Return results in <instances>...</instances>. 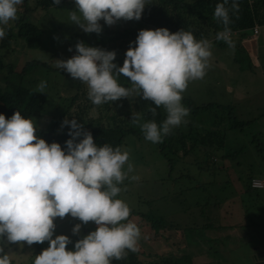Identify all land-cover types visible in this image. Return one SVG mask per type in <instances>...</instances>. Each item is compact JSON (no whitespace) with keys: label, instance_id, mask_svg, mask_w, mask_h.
I'll list each match as a JSON object with an SVG mask.
<instances>
[{"label":"clouds","instance_id":"clouds-1","mask_svg":"<svg viewBox=\"0 0 264 264\" xmlns=\"http://www.w3.org/2000/svg\"><path fill=\"white\" fill-rule=\"evenodd\" d=\"M22 2L0 0V39L6 35L2 26L16 19ZM60 2L52 0L53 5ZM72 4L74 7L67 10L68 24L85 34H99L101 20L105 26L117 20H139L146 0H72ZM230 11H239L238 0H221L213 11L223 25L216 38L229 48ZM73 48L70 58L55 59V67L86 84L93 106L139 97L151 102L148 111L153 116L156 108H163L165 117L159 124L154 119L139 124L144 139L152 143H159L185 122L189 109L181 103V93L188 82L205 75L211 55L207 39L197 40L182 29L170 33L163 27L138 30L119 66L112 50L83 41L67 50ZM118 76L127 78L130 86L119 83ZM38 87L43 90L45 82L40 81ZM138 117V113L130 114L133 123H138ZM65 125L68 138L61 147L37 135L32 117L19 111L7 119L0 114V264H12L13 253L4 248L12 243L19 247L20 242H47L46 248L32 256L31 264H111L128 251H137L140 229L129 219L127 203L117 198L123 180L137 179L128 175L133 170L128 151L95 143L75 118L63 119L60 127ZM66 214L80 222L72 226L73 235L79 233L81 224L95 225L72 243L71 250H66L68 236L53 237V219Z\"/></svg>","mask_w":264,"mask_h":264},{"label":"rangeland","instance_id":"rangeland-1","mask_svg":"<svg viewBox=\"0 0 264 264\" xmlns=\"http://www.w3.org/2000/svg\"><path fill=\"white\" fill-rule=\"evenodd\" d=\"M35 1L23 0L18 6L16 19L2 26L5 31L10 28L12 36L8 45L0 48V63L6 67L10 66L17 73L29 61L47 63L50 68L57 69L55 59L70 58L74 54V48L72 51L67 49L77 41L103 49L109 43L104 30L121 32V27L125 29L124 31L129 29L136 33L140 30L138 28L140 25L135 21L117 20L112 25L105 26L101 20L99 23L103 27L99 34H85L75 25L68 24L67 10H71L73 4L66 2L40 9L34 8ZM27 9L29 12L25 14ZM24 14L28 22L41 30L38 45L34 48H27L25 39L19 38L16 34L15 25ZM258 31L261 45L256 50L260 54L261 63L264 64V25H258ZM247 33L245 35H248ZM244 37L246 38V36L239 37V41L245 39ZM234 40L236 39L231 38L232 43ZM129 41L134 39L130 38ZM119 49L121 50V45ZM245 49L248 50V47L246 46ZM234 54L238 64L232 63L233 56L231 59H226L222 64L227 73L220 75L228 78V84L236 89L238 95L234 94L233 101L231 96L230 98L217 96L218 85L208 83L212 81L209 76V69L213 65L211 60L215 58L221 62L226 55L225 52L219 53L212 45L205 75L201 79L188 82L181 93L182 99H188L196 106L211 105L215 102L213 98H218L219 102L216 104L220 105L230 104L233 107L235 102L237 103L228 114L227 111L208 109L205 114L201 111L195 117H192L188 111V115L184 118L185 122L199 125L201 128L204 122L207 124L211 122L216 127L213 128V135L214 131L216 134L211 141L213 144L217 141L223 143L221 148L213 145L215 148L211 153L216 163H211L214 159L210 160V157L203 159L195 149L183 162L175 158L173 168L169 170L166 159L159 153L157 146L142 138L140 129L134 127L138 136L136 133H124L122 136L119 146L128 151V160L133 165V170L128 175L136 176L137 179L123 180L117 198L127 203L130 208L129 219H132L140 229L138 248L135 252L137 259L142 263L153 259L159 249L165 247L170 251L167 253H173L178 257L180 264H225L227 260L233 264H252L244 258L245 253L251 248L254 250L255 245L264 247V190H261L262 196H260L263 199L254 198L252 204L248 203L247 199L250 197L245 194L246 180L249 176L264 179V89L258 87L261 88V93L252 94L254 86L251 80L254 74L248 64L254 63L253 56L241 52L239 47H234ZM6 73V69L0 68V90L5 87ZM42 80L45 82L43 90L38 87ZM10 81L14 85L19 84L31 91L46 95L47 103L42 114L33 117L37 129L49 131L55 121L62 120V115L69 109L70 94L73 95L78 91L75 104L79 103L80 108L84 104L91 103L86 95V84L81 82L78 85L77 80L52 72L48 68L33 67L27 76L22 78L14 76ZM63 83L68 87L67 91L61 90ZM81 92L85 93L84 96ZM115 104L116 101L113 105ZM84 111L89 114L88 118H93V126L98 125L99 109L95 107ZM81 112L82 109L73 107L68 114L75 118V114L81 116L80 114H83ZM228 115L234 117L237 122L250 121V123L241 130L230 129L228 124L231 119L228 120ZM85 116L88 115L82 116L83 128H86L87 124ZM205 142V145H208V139H205ZM197 146L201 147L200 139ZM226 154H231L233 158ZM199 158L202 159L200 161L202 164L208 159L203 168L210 171V174H205V181L204 170L197 169L196 161ZM256 195H258L257 191L252 194L254 197H257ZM164 204H168V212L158 210ZM162 208L166 209V206ZM68 218L66 214L61 218L62 220L53 219L55 225L53 237L58 234L68 236L70 243L66 245V250H71L73 242L95 227L92 228L94 226L92 222L81 224L79 233L73 235L70 231L72 226L80 222L78 219ZM63 219L66 221L64 222ZM154 232L160 235L163 245H158ZM211 237L218 238L211 244L207 243L205 238ZM221 237L228 240L222 248L218 242H215ZM46 247V241L32 245L20 242L19 247L16 243L7 244L4 251L13 253L12 264H31L32 256Z\"/></svg>","mask_w":264,"mask_h":264},{"label":"trees","instance_id":"trees-1","mask_svg":"<svg viewBox=\"0 0 264 264\" xmlns=\"http://www.w3.org/2000/svg\"><path fill=\"white\" fill-rule=\"evenodd\" d=\"M66 2L72 4V0H61V2L57 5ZM218 2H221V0H146V6L142 10L141 17L136 21L152 26L155 29L159 27L166 28L170 33L179 29L190 31L197 40L211 38L217 42L220 39H217L216 36L223 29V25L220 23V21L213 16L214 7ZM238 2L239 11L236 14H233L231 11L229 12L230 23L228 27L230 31L243 32L244 35L242 36H245V34L255 25H264V0H238ZM57 5H53L52 0H36L34 8L47 9ZM28 12L29 9L25 10V14ZM25 14L21 16V19L18 20L17 24L15 25V28L17 29L16 34L19 38L25 39L27 48H34L38 45L41 30L28 22ZM102 27L103 25L101 24V28ZM124 30L121 32H111V30L103 31L109 42L107 46L103 47V49L112 50L115 52L114 61L117 60V57L120 58L121 55L119 52V40L121 38H125L127 40H130V38L135 39L136 36V34L133 32ZM11 36L12 33L10 28H7L6 35L0 41V48H4L8 45ZM133 46L135 45L133 44ZM70 55H72V53H70ZM33 67L48 68L52 72H58L61 75L68 76V74L63 70L52 69L47 65V63H42L39 61H29L25 63L18 73L15 72L10 66L6 67L0 63V68L6 69L7 71L6 76L4 77L5 87L3 90H0V114H3L6 119L10 117L14 111H19L22 116L32 118L42 114L47 103L46 95L31 91L20 86L19 84L14 85L10 81L14 76L20 78L27 76ZM77 82L78 85L81 83L79 80H77ZM127 84H129L128 81L124 83L123 86H127ZM67 89L68 87L65 86V83L61 84L62 91H67ZM77 92L73 95L70 94L71 102L68 105L69 109H67V112L62 115V120L72 118L68 112H70L73 107L76 109H82L81 113L88 115L85 116L87 124L86 128L84 129L91 133L95 143H107L110 146L116 147L119 146L124 133H136L129 129L122 130L119 127L105 128L98 125L93 126V118H88L89 114L84 110H92L93 108L97 107V109H99L98 117H100L98 119L100 120L101 117L104 116V113L110 112L114 108V102H107L97 106H93L91 103L84 104L80 108L79 103L75 104L77 100L76 97L78 95ZM81 94L84 96L85 93L81 92ZM150 103V101H147V108L144 113V118L146 121L154 119L157 124H159V122L165 117L164 110L162 107L156 108V114L153 116L148 111V108L152 106ZM181 103L186 105L192 117L197 116L199 113H201V111H204L205 114L206 110L211 109V105L196 106L188 99H182ZM217 109L227 111V114L229 111H231V109L227 110L222 109L221 107H217ZM83 114H80L81 116L75 114V119L80 123L84 121L82 117ZM228 120H230L228 124V128L230 127V129L241 130L242 127H245V125L250 123V121L237 122V120L234 119V117L232 118L230 115H228ZM61 121H55L51 130L49 131L37 129V135L46 142H57L61 144V147H63V141L68 137L65 134L67 131V126L65 125L64 128H60ZM210 126L215 127L212 125ZM193 127L195 129H192ZM200 128L201 127H199V125H191L187 121L174 128L170 134L163 136L159 143H154L157 146L159 153L166 159L169 170L173 168V160L175 158L181 159L183 157H187L188 155H191L192 151L195 149H197L196 151H198L199 156H203V159L205 157H210V160L215 159L211 153L212 150L215 147L221 148L223 144L222 141H217L216 144H213L211 141V138L216 134L214 131L213 135V130L216 127L213 129L209 128L208 126H204L201 128V130ZM142 138L144 137L142 136ZM199 139L201 141V147L197 146ZM205 139H208V145H205ZM188 141L190 144H188ZM213 145L216 146L213 147ZM226 156L233 158L231 154H226ZM207 161L208 159L206 160L205 164H207ZM211 163H214V161L212 160ZM205 164L200 163V165H197L204 167ZM252 178L256 177L249 176L246 180L245 192L248 195H252L256 191H259L253 190L249 187V183ZM136 254V252L133 253L128 251L126 256L120 260H112L111 264H180V260L178 257L173 255V253H167L165 255L155 257L153 259L147 260L146 263L139 261Z\"/></svg>","mask_w":264,"mask_h":264},{"label":"crops","instance_id":"crops-1","mask_svg":"<svg viewBox=\"0 0 264 264\" xmlns=\"http://www.w3.org/2000/svg\"><path fill=\"white\" fill-rule=\"evenodd\" d=\"M128 21L138 22L136 20H128ZM137 24L140 25L138 27L139 29H153V30L155 29L154 27L149 26V25H145V24H143L141 22H138ZM121 30H124V28L121 27ZM128 31H130V30L128 29ZM130 32H133L134 34H136V32L133 31V30L130 31ZM244 33H246V32H244ZM247 34L248 35H245L246 38L244 37L245 39H242V41H239V37L244 35L243 32H238L237 31L235 34L230 35L231 38H235L236 39L232 43V47L231 48H229L227 44H224L223 43L224 41L222 39H220L217 42L213 41L211 38L208 39L210 44L212 46H214V48L217 49L219 51V53H222V52L226 53V55L224 56V58H223V60L221 62H218L215 58L213 60H211L212 61L211 63H213V65L209 69V74H210L209 76H210L212 81H208V83H209V85L210 84L218 85L219 88L216 90V95L220 96V98H221V96H226L227 98H230L229 96H231L232 101H233L235 99L234 94L238 95L236 89H233V87L230 86V84H228L229 83L228 82V78L220 76V75H225L227 73L226 69L224 68V66L222 64V63H224V61L226 59H231L232 56H233V59H232L233 62L232 63L235 64V65L238 64V63L236 64V61H235V58H234V55H235L234 54V47H237V48L239 47L241 49V52H246L247 54H250L251 56H253L254 63H249L248 64L249 67L251 68V71L254 74V76H253V78L251 80L253 82L252 84L254 86L252 88L254 90V92H252V94L256 95L258 93H261L260 92L261 88L264 89V64L261 63L260 54L256 50L257 47L261 45V40L259 39L260 36H258V34H257L256 36L251 38V36H252V31L251 30H249ZM249 43L251 44L250 46H249ZM119 44L121 45V50H120L121 51L120 52L121 55H120V58L117 57V60L114 61V63L117 66H119L122 63L123 53L125 52V50L127 49L128 45H129V40H127L125 38H121L119 40ZM246 46L248 47V50L245 49ZM217 78H219V79H217ZM117 80H118L119 83L121 82L122 85L127 82V78H125L123 76H118ZM128 85L129 84H127V86ZM258 87H261V88H258ZM212 97H214V95H212ZM236 99H238V96L236 97ZM213 101H215V102H213V104H211V109H214V110L217 109V107H221L222 109H227V110L228 109L233 110V108H235L237 106L236 102H235L233 107L230 104L229 105L216 104V102L217 103L219 102L218 98H213ZM146 108H147V100L140 99L139 97H137L135 99L128 98L127 100L121 98V99L116 101V104L114 105V108L110 112L104 113V117L102 116L103 118H101L100 121H98V126H102V127H105V128L119 127L122 130H128L129 129V130H132V131L136 132L134 127H136L137 129H140L139 124L144 122V121H146L145 118H144V113H145ZM133 112L139 114L138 123H133L132 120L130 119V114L133 113ZM208 125H209V128H215V127H211L210 126V125L214 126L211 122H208V124L206 122H204V126L205 127L208 126ZM185 158H189V157H183V159L181 158L179 160H181V162H183L185 160ZM195 161H196V159H194V162ZM200 161H201V159H197L196 163L200 164V163H198ZM214 163H216L215 159H214ZM197 169H198V171H203L204 170V181H205V178H206L205 174H210L209 173L210 171H208V170L206 171V169L203 168V166H197ZM184 173L187 174L186 171H184ZM251 177H256L257 178L258 176H251ZM259 178L261 179L262 177H259ZM214 179H215V177H214ZM205 185H206V183L204 182V186ZM245 194H246V192H245ZM261 194H262L261 190L258 191V195H256L257 197H254L252 195H248L247 194L250 197V199H247L248 203L252 204V201H253L254 198L263 199L262 197H260V196H262ZM159 197H160V195H159ZM162 206H166V209L162 208ZM162 206H160L158 210H162V211H166V212L169 211L168 204L167 205L164 204ZM162 211H160V212H162ZM68 219H70V217ZM60 220H62V219L60 218ZM63 220H64V222L66 221L65 219H63ZM94 227H95V225L92 228H94ZM84 230H86V229H84ZM155 235H156V237H154V238L156 239V241H158V245H163V242L161 240L160 235L156 234V233H155ZM216 238H218V237H216ZM216 238H213V237H211L209 239L205 238V241L207 243L211 244L212 242H214V239H216ZM215 242H218V244L221 245V248H222V247H225L226 242H228V240H224V237H221L220 240L218 239ZM255 246H256L255 248L257 250L262 251L264 253V247L263 246H261V245H255ZM34 247L37 248L35 245H34ZM167 252H170V251L167 248H165V247L164 248L161 247V249H159L158 254H156L153 258L165 255V254H167ZM253 254H254V251L251 248V250L249 252L245 253V255H244L245 257L244 258L248 262L250 261L252 264H257L252 259L253 258ZM213 264H215V263H213ZM225 264H233V263L230 262L229 260H227L225 262Z\"/></svg>","mask_w":264,"mask_h":264},{"label":"built area","instance_id":"built-area-1","mask_svg":"<svg viewBox=\"0 0 264 264\" xmlns=\"http://www.w3.org/2000/svg\"><path fill=\"white\" fill-rule=\"evenodd\" d=\"M251 31H252L251 38H253L254 36L258 34V25H255L254 27H252ZM235 33L236 31H230V35L235 34ZM249 187L253 190H264V179L252 178L250 180Z\"/></svg>","mask_w":264,"mask_h":264},{"label":"water","instance_id":"water-1","mask_svg":"<svg viewBox=\"0 0 264 264\" xmlns=\"http://www.w3.org/2000/svg\"><path fill=\"white\" fill-rule=\"evenodd\" d=\"M253 251H254V254H253L252 259L257 264H264V253L262 251L257 250L256 248Z\"/></svg>","mask_w":264,"mask_h":264}]
</instances>
